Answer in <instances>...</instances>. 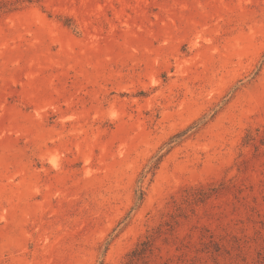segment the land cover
Returning a JSON list of instances; mask_svg holds the SVG:
<instances>
[{
  "label": "rangeland",
  "instance_id": "obj_1",
  "mask_svg": "<svg viewBox=\"0 0 264 264\" xmlns=\"http://www.w3.org/2000/svg\"><path fill=\"white\" fill-rule=\"evenodd\" d=\"M0 264H264V0H0Z\"/></svg>",
  "mask_w": 264,
  "mask_h": 264
},
{
  "label": "trees",
  "instance_id": "obj_2",
  "mask_svg": "<svg viewBox=\"0 0 264 264\" xmlns=\"http://www.w3.org/2000/svg\"><path fill=\"white\" fill-rule=\"evenodd\" d=\"M28 1H31V0H28ZM163 155L164 154H160L156 158V160L152 163V165L150 166V168L148 170H146V171L143 172L142 178H144L149 171H151V170H153V169H155L157 167V164L159 163V161L161 160V158L163 157Z\"/></svg>",
  "mask_w": 264,
  "mask_h": 264
}]
</instances>
